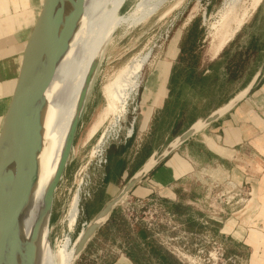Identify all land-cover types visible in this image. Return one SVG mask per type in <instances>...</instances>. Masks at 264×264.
I'll list each match as a JSON object with an SVG mask.
<instances>
[{
    "label": "rangeland",
    "instance_id": "1",
    "mask_svg": "<svg viewBox=\"0 0 264 264\" xmlns=\"http://www.w3.org/2000/svg\"><path fill=\"white\" fill-rule=\"evenodd\" d=\"M17 1L19 6L16 13L20 12L19 14L35 10L38 4V0H31L32 2L28 0L29 3L27 1V4ZM223 1L225 0H165L143 21L131 26H121L118 29L117 23L95 64L92 86L78 119L72 151L53 195L49 219V226L53 228L52 244L64 233L60 222L57 224V220L61 213L64 215L77 186L80 190L79 215L74 231L70 234L72 241L100 208L118 192L128 177L145 161L150 153L161 151L172 139L174 132H182L192 121L204 117L209 111L225 103L248 82V77H251L250 71L261 68L264 62V47L261 51L263 54L257 55L254 60L250 61L238 79L226 81L225 65L227 61L234 57L237 52L247 48L252 41L260 45L264 43V0H243L237 8L230 11L223 19L218 20L216 15ZM135 3L136 0L125 1L118 12L119 21L128 15ZM245 12L246 18L240 23L239 29L216 54L217 56L212 57L217 44L225 38L228 31L234 28L236 23L242 20V15ZM162 15H164L163 18ZM211 25H213L212 28H210ZM31 27L32 25L26 27L28 32H30L29 28ZM224 48L227 51L223 54ZM174 49L178 55L170 72L168 97L163 109L154 114L149 124L152 108L158 107L165 96L166 89L164 96L159 97L155 103L156 98L164 90L170 69V62L157 61L168 60V55L173 57ZM146 53L149 55L141 71L140 86L143 75H146L150 68L151 71L148 74L147 82L144 83L141 101L139 100V86L137 95L128 103L125 117H120L117 120L116 128L120 126L117 128V135L119 133L118 140L120 141H113L114 143L106 151L107 163L103 165L99 162V158L97 160L93 155V150L110 118V116L107 118L103 115L106 107L103 87L130 61L134 62ZM257 61L258 63H256ZM155 62L156 64L153 65ZM209 64L211 67L208 66ZM201 73L202 76L206 75L203 79L199 78ZM172 75L178 76L174 84L171 82ZM189 76H192L191 79ZM146 103L149 104L145 105ZM101 116L104 119L98 124ZM130 124L133 126V131L131 136L126 138ZM129 142L132 152L128 150L129 158L127 157L125 160L126 165L122 169L125 175H118L113 182H105L103 179L105 167L108 165V151L111 148L124 147ZM206 143L209 148L214 150L212 142L207 140ZM134 152H136L135 155ZM192 182L194 185L190 189L181 191V201L204 200L206 195L204 187H209L211 179L200 177ZM148 190H152L150 186ZM138 199H143L146 203V209L141 211L143 218L155 217V215L152 216V213L159 208L158 220L161 219L163 222L159 225L158 233L154 231L155 229H145L142 224L131 227L138 228V264H151L153 261L149 259L150 257L154 260V264H156L155 261L159 264H165L166 260L169 263L173 262L172 264H182L181 262L184 264H201L203 258L209 256L216 258V255L213 254L216 247L223 250V257L231 258L234 264H241L240 259L243 262L246 260L247 255L244 253H241L239 257L234 255L236 246L234 247L229 238L208 237L209 234L199 238L194 234L200 229L198 224L193 221V217H197L199 212L197 202L193 201L195 206L171 207L166 202L167 199L162 197L156 189L141 197L130 194L127 201L136 202ZM122 208L123 205L114 210V220L117 226L114 227L113 223H109L103 227L90 241L75 264H110L114 261L116 256L114 251L121 243L116 233L117 231L124 232L127 224L123 217ZM201 208L205 216L208 217L209 208L206 205L203 207L202 204ZM225 211L226 215L224 216H227L228 219L231 212L227 209ZM182 215L190 217L189 222L184 224L185 230L194 233L184 232ZM168 219L171 220L170 228L173 227V230L166 224ZM217 227L216 225L207 226L208 233L214 234ZM141 234L147 235L149 239L146 248L151 255L150 257L139 250ZM170 238H176V240L170 241ZM127 244L131 247L135 246L133 240L127 241ZM171 248H182L185 253L177 257L169 255L173 259L164 257L163 251L170 254ZM198 250H203L204 254H197ZM209 253L211 254L208 255ZM209 264H213V262Z\"/></svg>",
    "mask_w": 264,
    "mask_h": 264
},
{
    "label": "bare ground",
    "instance_id": "2",
    "mask_svg": "<svg viewBox=\"0 0 264 264\" xmlns=\"http://www.w3.org/2000/svg\"><path fill=\"white\" fill-rule=\"evenodd\" d=\"M13 1L14 7L11 5L15 14L0 15V35L15 34L17 30L26 28L34 22V10L23 14L16 13L19 4L17 0ZM19 1L27 4L28 0ZM125 1L65 0L63 4L52 7L48 12V16L52 20H57L56 23L50 24L48 27L49 35H51L48 45L49 56H56L63 40H66V49L58 56L56 62H51L48 77L42 88V95L45 98L42 144L37 157L36 176L30 199L18 216V236L22 245V256L18 264H71L74 248L81 233L73 241L70 238L79 215V186L73 192L60 221L64 233L53 244L47 241L49 232L47 222L52 202L49 190L68 141L70 128L82 113L92 86L93 68L117 23L118 29L121 26H131L143 21L165 0H136L134 8L124 19L119 21L118 12ZM242 1H223L216 19H223ZM245 15H247L246 12L242 15V20L236 23L234 28L228 31L225 38L217 44L216 50L212 53L213 56H216L223 46L230 41L239 29L240 23L246 18ZM212 27L213 25L210 28ZM25 45L26 42L24 41L16 44L13 49L11 48L13 55H15L13 61L18 72ZM148 55L149 53H146L136 61H130L103 87V96L106 99L103 115L104 117L110 116V118L109 122L106 120L108 125L101 133V137L93 150L96 159L101 155L104 142L117 135V128L120 127L116 128L117 120L120 117H125L129 101L138 93L141 71ZM104 117H100L101 120L98 124L103 121ZM132 131L133 126L130 124L127 131L128 136L132 134ZM4 220L5 213L1 210L0 237Z\"/></svg>",
    "mask_w": 264,
    "mask_h": 264
},
{
    "label": "crops",
    "instance_id": "3",
    "mask_svg": "<svg viewBox=\"0 0 264 264\" xmlns=\"http://www.w3.org/2000/svg\"><path fill=\"white\" fill-rule=\"evenodd\" d=\"M30 2L32 1L30 0ZM11 4L14 7L13 0H0V15L6 13L11 15L15 14V10ZM30 29L31 28H29V31ZM29 33L28 28H23L17 30L15 34L8 33L0 35V129L18 76V69L13 61L15 55H13L12 49L16 44L24 41L26 42ZM173 47L175 48V46ZM174 51V56L170 57L168 55V60L157 61L170 62V69L166 78L164 90L162 94L156 98L155 103L159 97L162 95L164 96V91L166 89L165 96L158 107L152 108L149 124L154 114L163 109L168 97L170 72L178 55L175 49ZM155 64L156 62L153 65ZM150 71L151 68L148 73L142 77V83L139 89L140 101L144 83L147 82ZM147 104L149 103L145 105ZM216 108L217 107L209 111V113ZM207 140L212 142L214 150L208 147L206 143ZM130 148L131 145L129 142V144L124 147L119 149L111 148L108 151V165L105 167L103 179L105 182H113L118 175H125L122 169L126 165L125 160H127V157L129 158L128 150H130ZM130 152L132 151L130 150ZM135 154L136 152H134V155ZM201 171L227 176L234 184L248 192L250 196L246 203L236 208L228 219L227 216L215 218L205 216L201 208L202 201L193 200L199 205V212L197 217H193V221L198 224L200 229L197 233L190 232L189 230L187 232L184 224L189 222L190 217L182 215L181 219L184 232L194 233L199 238L206 237L208 236L207 234H209L208 237L212 236L220 239L229 238L234 247L236 246L234 254L236 257H239L241 253L247 255L244 262L241 259L239 260L240 263L242 262L241 264H264V73H262L257 84L242 102L228 114L212 123L172 153L170 157L139 183L130 194L141 197L144 196L145 193L152 192L156 189L162 197L167 199L166 202L171 207H178L179 205L182 207H189L190 205L195 206L192 200L181 201L180 194L181 191H186L194 185L192 181L199 178L198 174ZM149 186L152 190H148ZM109 223H113L114 227L117 226L115 225L114 211L103 227L109 225ZM211 225L218 226L214 234L208 233L207 231V226ZM116 234L121 243L119 242V247L115 249L114 252L116 256L114 261L110 264H138V228L134 229L126 224V230L124 232L117 231ZM129 240L135 242L134 247L127 244ZM148 243L149 239L147 235L141 234L139 237V250L147 256L149 255L146 248ZM163 252L164 257L173 259L169 256L171 254L166 251ZM150 256L151 255H149V257ZM149 259L154 262L151 257ZM153 262H151V264H154ZM155 262L159 264L157 261ZM172 263L173 262L169 263V261L166 260L165 264Z\"/></svg>",
    "mask_w": 264,
    "mask_h": 264
},
{
    "label": "water",
    "instance_id": "4",
    "mask_svg": "<svg viewBox=\"0 0 264 264\" xmlns=\"http://www.w3.org/2000/svg\"><path fill=\"white\" fill-rule=\"evenodd\" d=\"M64 1L38 0L34 10V22L23 51L15 87L2 120L0 129V211H4L5 220L0 237V264H18L22 256V245L18 236V216L30 199L36 176L37 157L41 150L42 120L45 107L42 88L48 77L51 62H56L58 56L66 49V40H63L56 56H49L48 45L51 35H49L48 27L50 24L56 23L57 20H52L48 16V12L52 7L63 4ZM94 69L95 66L93 71ZM93 71L92 74H94ZM261 76L262 67L257 69L242 89L225 103L206 117L196 119L184 131L167 142L161 151L152 152L124 182L118 192L86 224L78 237L71 264H75L79 260L90 241L107 223L114 209L130 195L139 183L188 140L228 114L242 102ZM78 119L73 122L70 128L68 141L50 186L49 195L52 198L50 213L53 195L72 151ZM62 216L63 213L60 214L57 224L61 221ZM47 226L49 228L47 241L52 243L53 228H50L49 220Z\"/></svg>",
    "mask_w": 264,
    "mask_h": 264
},
{
    "label": "built area",
    "instance_id": "5",
    "mask_svg": "<svg viewBox=\"0 0 264 264\" xmlns=\"http://www.w3.org/2000/svg\"><path fill=\"white\" fill-rule=\"evenodd\" d=\"M131 136V135H130ZM130 136H126V138H129ZM119 133L115 137H111L107 139L102 147V152L99 157V162L105 165L107 163L106 160V151L109 149L113 141H120L118 140ZM200 177H208L211 179L209 187L205 188L206 195L204 196V200H202L201 204L203 207L206 205L207 208H209L207 215L208 217H219L226 215V209L230 210L231 214H233V211L243 206L247 199L249 198V193L246 192L243 188L237 186L234 184L228 177L225 176H217L216 174H210L213 176H210L209 174L205 173V171H201L198 174ZM202 183V180H201ZM128 197H126L117 207L122 206V212L124 220L127 222V224L130 227H135L138 224H142L145 229L147 230H153L158 233L159 225H161L163 222L161 219L158 220V214L160 215L159 208L156 209L152 216L155 215V217H151L149 219L143 218L141 216V211L143 209H146V203H144L143 199H138L136 202L133 201H127ZM169 217V216H168ZM167 226L170 228L172 223L171 220L168 219L166 222ZM173 230L174 228H170ZM153 231V232H154ZM157 235V234H156ZM170 241L176 240V238H170ZM183 248V247H182ZM182 248H171L169 250L170 254L174 257H177L178 255H181L185 253V251ZM197 254H204L203 250H198ZM209 253L208 255H210ZM214 255H216V258H211V256L207 258H203L201 261V264H209L213 262V264H234V261L231 258H224L223 257V250L220 248H214ZM181 262V261H180ZM184 264L183 262H181Z\"/></svg>",
    "mask_w": 264,
    "mask_h": 264
},
{
    "label": "trees",
    "instance_id": "6",
    "mask_svg": "<svg viewBox=\"0 0 264 264\" xmlns=\"http://www.w3.org/2000/svg\"><path fill=\"white\" fill-rule=\"evenodd\" d=\"M263 47H264V43H262V45H260V44H257V42L252 41L247 48L241 50L240 52H237L234 57L230 58V60H228L227 64L225 65V72H226V77H227L226 81L238 79L242 75L244 70L246 69V66L250 64V61L254 60L257 55L263 54V53H261V51L263 50ZM226 51L227 50L224 48L223 54ZM256 63H258V61ZM208 66L211 67V64H209ZM261 67H262V73H264V62L261 65ZM256 70L257 69H253L252 71H250V73H249L250 76ZM202 75L203 74L201 73L199 76L200 79H203L206 76V75H204V76H202ZM177 77H178L177 75H172L171 82H173V84L175 83ZM190 77H192V76H189V78ZM189 82L192 84L191 81H189ZM178 134L179 133L174 132L173 137L178 135Z\"/></svg>",
    "mask_w": 264,
    "mask_h": 264
}]
</instances>
